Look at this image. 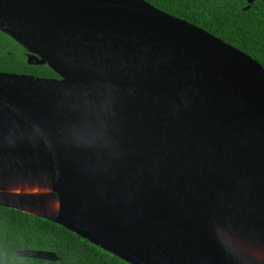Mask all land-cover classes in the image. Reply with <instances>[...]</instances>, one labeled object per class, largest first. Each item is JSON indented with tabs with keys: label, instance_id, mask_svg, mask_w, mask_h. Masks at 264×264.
<instances>
[{
	"label": "water",
	"instance_id": "95a60500",
	"mask_svg": "<svg viewBox=\"0 0 264 264\" xmlns=\"http://www.w3.org/2000/svg\"><path fill=\"white\" fill-rule=\"evenodd\" d=\"M0 32L58 76L0 73V207L128 264H264L256 60L144 0H0Z\"/></svg>",
	"mask_w": 264,
	"mask_h": 264
},
{
	"label": "trees",
	"instance_id": "16d2710c",
	"mask_svg": "<svg viewBox=\"0 0 264 264\" xmlns=\"http://www.w3.org/2000/svg\"><path fill=\"white\" fill-rule=\"evenodd\" d=\"M156 9L203 29L244 52L264 68V1L144 0ZM0 73L58 76L48 66H29L26 52L0 32ZM52 252L56 262L19 257L20 251ZM0 264H128L65 228L0 207Z\"/></svg>",
	"mask_w": 264,
	"mask_h": 264
}]
</instances>
